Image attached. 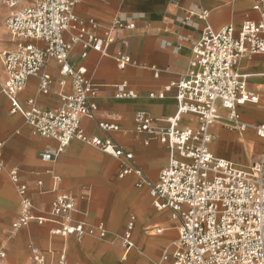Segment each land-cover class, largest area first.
Returning a JSON list of instances; mask_svg holds the SVG:
<instances>
[{
    "label": "crops",
    "instance_id": "crops-1",
    "mask_svg": "<svg viewBox=\"0 0 264 264\" xmlns=\"http://www.w3.org/2000/svg\"><path fill=\"white\" fill-rule=\"evenodd\" d=\"M0 3L5 4L6 0ZM28 3L21 0L15 9L6 4L8 11L4 8L0 11L7 12L8 17ZM255 3L256 0H90L79 4L78 16L93 18L103 27L117 16L131 18L136 23L135 30L117 33L115 43L109 48L110 56L89 51L82 59L81 46H76L70 55V63L86 67L88 77L99 86L95 118L82 120L86 135L111 140L124 152L132 153L131 165L141 170L150 182L157 183L160 172L169 164L170 151L159 138L139 132L136 114L144 112L157 120L155 127L167 128L165 121L176 116L178 103L175 89L166 91V88L187 74L193 46L205 28L219 31L233 25L239 31L246 20L259 21V14L253 9ZM200 10L207 11L208 18H199ZM15 47L16 44L12 50ZM119 53L129 56L133 64L120 69L113 58ZM237 70L247 76L249 91L259 97L258 103L238 108L243 121L249 125L264 123V56L241 60ZM46 74L51 83L44 93L40 85ZM4 79L0 63V84ZM123 83L135 92V98L116 97V86ZM72 93V79L62 76L60 65L50 60L47 68L28 80L19 101L27 108L28 101L33 99L38 108L52 110L62 105L64 95ZM161 94L163 98L159 97ZM219 112L220 120L211 130L212 153L242 168L257 162L264 147L262 150L263 143L256 132L248 129L241 133L233 129L228 111L219 107ZM99 123L114 124L119 129L105 132ZM178 127L195 128L197 123L183 116ZM0 142L4 144L6 168L19 170L36 215H46L59 196L69 194L76 202L75 221L90 226L102 224L108 232L104 240L61 238L51 235L55 225L37 222L13 231L12 225L20 213V200L15 185L3 173L0 174V251L6 257L2 264H30L32 248L44 254L46 264H58L61 254L66 256L65 264H157L163 252L171 249L178 239L171 212L153 206L149 188L138 187L139 178L134 174L120 178L122 160L85 141L73 139L54 160L43 161L41 154H56L59 143L35 134L20 114L11 113L10 103L3 95H0ZM131 218L135 219L134 245L126 252L119 237Z\"/></svg>",
    "mask_w": 264,
    "mask_h": 264
},
{
    "label": "built area",
    "instance_id": "built-area-1",
    "mask_svg": "<svg viewBox=\"0 0 264 264\" xmlns=\"http://www.w3.org/2000/svg\"><path fill=\"white\" fill-rule=\"evenodd\" d=\"M86 1L90 0H28L27 6L12 13L5 22L16 47L0 56L5 74L0 95L9 101L11 113L20 114L35 134L59 143L56 154L44 152L42 160H54L73 139L122 160L120 178L136 175L137 186L149 188L153 206L157 210H169L176 223L178 239L171 249L163 252L157 264H264V152L257 162L242 168L216 157L210 149L211 130L220 117L219 107L228 111L233 129L241 133L252 129L264 141V123L249 125L238 111L240 106L258 103L259 97L249 91L247 76L237 70L241 60L264 56V0H256L253 8L259 14V21L246 20L239 31L233 25L219 31L205 28L193 46L187 74L166 88V91L175 89L178 103L176 116L165 121L167 128L155 127L157 120L144 112L136 114L139 132L159 138L170 151L169 164L160 172L157 183L150 182L141 170L131 165L132 153L124 152L111 140L89 137L82 128L84 118H95L99 86L88 77L86 67L70 63L71 53L81 46L82 59L89 51L110 56L109 48L115 43L117 33L136 29V23L128 17L117 16L106 27L93 18H81L76 8ZM20 3L21 0H6L11 9ZM208 15L205 10L197 12L203 20ZM113 58L120 69L133 64L123 53ZM50 60L60 65L62 76L72 79L73 93L64 95L62 105L56 109L42 110L33 99L24 107L19 101L20 93L31 77L47 68ZM50 83L51 78L46 74L40 89L47 93ZM116 90L118 99L136 97L127 83L116 86ZM183 116L193 118L197 127L179 128ZM99 127L105 132L119 129L108 123H99ZM3 149L0 142V174L8 175L20 200L13 231L32 222L52 223L54 237L107 238L104 225L90 226L75 221L76 202L69 194L59 196L46 215H36L28 186L21 181L18 169L7 170ZM134 221L130 219L119 237L126 252L134 245ZM5 257L6 253L0 251V264ZM65 261V254H61L58 264ZM30 264H46L39 249L32 248Z\"/></svg>",
    "mask_w": 264,
    "mask_h": 264
},
{
    "label": "rangeland",
    "instance_id": "rangeland-1",
    "mask_svg": "<svg viewBox=\"0 0 264 264\" xmlns=\"http://www.w3.org/2000/svg\"><path fill=\"white\" fill-rule=\"evenodd\" d=\"M4 4V3H3ZM2 3H0V10L2 8L4 9H7L6 7V3L3 5ZM8 11V9H7ZM10 16V15H9ZM8 16V17H9ZM7 17V12L2 14L1 11H0V56L5 52V51H9V50H12L14 48V43L12 42V38L9 34V31L6 27V19L8 18ZM0 63H1V60H0ZM249 132V131H248ZM255 138H257L256 134H255ZM260 141H262L263 143V146H262V150H263V147H264V142L263 140L259 139ZM261 150V151H262ZM258 160V158L256 159Z\"/></svg>",
    "mask_w": 264,
    "mask_h": 264
},
{
    "label": "bare ground",
    "instance_id": "bare-ground-1",
    "mask_svg": "<svg viewBox=\"0 0 264 264\" xmlns=\"http://www.w3.org/2000/svg\"><path fill=\"white\" fill-rule=\"evenodd\" d=\"M218 120H220V117H219V119ZM230 123V122H229Z\"/></svg>",
    "mask_w": 264,
    "mask_h": 264
}]
</instances>
